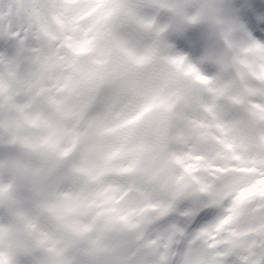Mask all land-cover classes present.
<instances>
[{
	"label": "clouds",
	"instance_id": "9594fccd",
	"mask_svg": "<svg viewBox=\"0 0 264 264\" xmlns=\"http://www.w3.org/2000/svg\"><path fill=\"white\" fill-rule=\"evenodd\" d=\"M0 264H264V0H0Z\"/></svg>",
	"mask_w": 264,
	"mask_h": 264
}]
</instances>
